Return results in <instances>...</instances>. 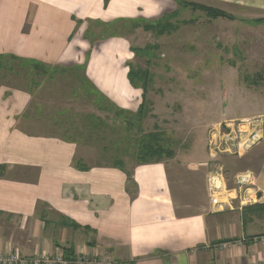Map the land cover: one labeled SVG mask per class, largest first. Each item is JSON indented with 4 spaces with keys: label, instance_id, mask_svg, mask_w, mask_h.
<instances>
[{
    "label": "crops",
    "instance_id": "1",
    "mask_svg": "<svg viewBox=\"0 0 264 264\" xmlns=\"http://www.w3.org/2000/svg\"><path fill=\"white\" fill-rule=\"evenodd\" d=\"M179 3L0 0V57L62 71L85 66V79L126 125L144 101V90L129 79L133 38L149 35L144 27L179 10ZM220 4L264 19V0ZM164 35L169 32L155 36ZM12 82L0 83L1 249L130 264H264L263 93L244 89L240 96L251 113L237 119L263 116V138L244 154L252 166L235 171L253 174L259 201L217 213L210 205L207 148L206 157L187 163L186 185L164 161L85 164L77 141L35 128L33 116L39 115L30 111L36 89ZM235 174L227 176L229 188Z\"/></svg>",
    "mask_w": 264,
    "mask_h": 264
},
{
    "label": "rangeland",
    "instance_id": "2",
    "mask_svg": "<svg viewBox=\"0 0 264 264\" xmlns=\"http://www.w3.org/2000/svg\"><path fill=\"white\" fill-rule=\"evenodd\" d=\"M179 4V10L173 7L175 13L167 12L164 20L153 25L155 31L133 38L135 82L146 86L147 112L140 123L133 117L132 123L124 124L125 116L86 84L85 66L39 69L35 66L39 62L0 57V83L19 80L20 86L36 89L30 111L39 115L33 116L35 128L77 141L83 163L164 161L172 175L177 173L176 182L186 185L187 163L206 157L212 136H247L263 117L237 119L251 113L242 104L244 89L264 94V19L251 20V13L221 5L220 0ZM221 12L231 18L219 16ZM161 27L169 29V35L155 36ZM148 133L158 136H144ZM144 139L155 141L166 153L140 158ZM218 162L230 180L235 171L252 166L244 154H223ZM183 196L187 198V193Z\"/></svg>",
    "mask_w": 264,
    "mask_h": 264
},
{
    "label": "built area",
    "instance_id": "3",
    "mask_svg": "<svg viewBox=\"0 0 264 264\" xmlns=\"http://www.w3.org/2000/svg\"><path fill=\"white\" fill-rule=\"evenodd\" d=\"M257 126L252 127L247 136H224L219 139L212 136L208 142L207 154L210 171L208 175L209 197L212 212H225L227 210H242L245 207L258 203L259 195L254 185V176L249 171L240 172L235 175L234 187L227 186V175L224 166L218 162L223 154L242 156L249 152L263 138V119L255 121ZM249 129V127H248ZM234 144V146H233ZM264 241V240H262ZM227 246H224V248ZM0 264H130L118 262L105 256H68L63 252L54 256L39 254L31 257L21 256L12 249L0 248Z\"/></svg>",
    "mask_w": 264,
    "mask_h": 264
},
{
    "label": "trees",
    "instance_id": "4",
    "mask_svg": "<svg viewBox=\"0 0 264 264\" xmlns=\"http://www.w3.org/2000/svg\"><path fill=\"white\" fill-rule=\"evenodd\" d=\"M181 1V0H180ZM184 4V3H183ZM185 5H189V6H193V5H190V4H185ZM194 7V6H193ZM208 10V9H207ZM219 16H221V17H225V18H231V16L230 15H228V14H226V13H223V12H221V13H219L218 14ZM228 15V16H227ZM261 21V20H260ZM144 29H146L147 31H155L156 30V27L155 26H152V25H150V24H148L146 27H144ZM169 31V29H166V27L165 28H160L158 31H157V34L159 33V32H161V33H166V32H168ZM135 50V51H134ZM133 50V52H134V54H135V52H136V49H134ZM13 59V58H12ZM36 66V68H39V69H43V68H46V69H51V68H48V67H46V66H43V65H40V64H36L35 65ZM136 72H135V70H133V65H131V67H130V72H129V79H130V82H131V84L134 86V87H139V88H142L143 90H144V101H143V104L141 105V107H140V110L138 111V113L137 114H135L133 117H136L137 118V122L138 123H140V122H142V116L144 117V114L146 115V112H147V110H144L145 108H144V105L146 104V101H145V92H146V86L145 85H139L138 83H136L135 81H136ZM138 76H140V77H143V79H146V74L145 73H140L139 72V74H138ZM86 80V84L87 85H89L90 86V83L87 81V79H85ZM132 117V118H133ZM136 118H133V119H136ZM129 123H132V122H128L127 123V126H128V124ZM144 136H158L157 134H155V133H148L147 135L145 134ZM141 147H142V149H139V151H138V156L141 158L142 156H150V157H155V156H152V154L153 155H155V154H157L158 153V155H161V154H163V153H166V151H164L162 148H160L157 144H155V141H149V140H147V139H144L143 141H141ZM145 161H147V162H151V161H154V159H150V160H145ZM116 166H120L121 165V163L120 162H117L116 164H115ZM129 177H130V175H129ZM68 256H70V254L68 255Z\"/></svg>",
    "mask_w": 264,
    "mask_h": 264
},
{
    "label": "bare ground",
    "instance_id": "5",
    "mask_svg": "<svg viewBox=\"0 0 264 264\" xmlns=\"http://www.w3.org/2000/svg\"><path fill=\"white\" fill-rule=\"evenodd\" d=\"M247 126H248V125H247ZM246 128H247V127H246ZM246 128H244V130H245ZM246 131H247V130H246ZM246 131H245V132H246Z\"/></svg>",
    "mask_w": 264,
    "mask_h": 264
},
{
    "label": "water",
    "instance_id": "6",
    "mask_svg": "<svg viewBox=\"0 0 264 264\" xmlns=\"http://www.w3.org/2000/svg\"><path fill=\"white\" fill-rule=\"evenodd\" d=\"M233 146H234V144H233Z\"/></svg>",
    "mask_w": 264,
    "mask_h": 264
}]
</instances>
